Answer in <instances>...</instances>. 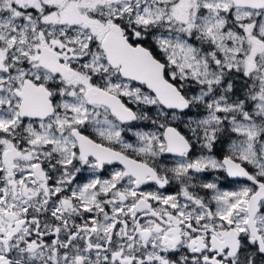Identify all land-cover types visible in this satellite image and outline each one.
<instances>
[{"label": "snow or ice", "instance_id": "6c2138e0", "mask_svg": "<svg viewBox=\"0 0 264 264\" xmlns=\"http://www.w3.org/2000/svg\"><path fill=\"white\" fill-rule=\"evenodd\" d=\"M0 264H264V0H0Z\"/></svg>", "mask_w": 264, "mask_h": 264}]
</instances>
